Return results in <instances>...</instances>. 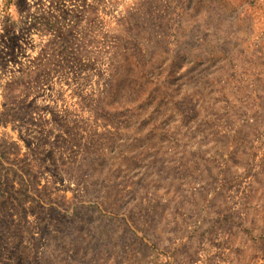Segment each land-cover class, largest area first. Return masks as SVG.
I'll return each mask as SVG.
<instances>
[{"label":"rangeland","instance_id":"obj_1","mask_svg":"<svg viewBox=\"0 0 264 264\" xmlns=\"http://www.w3.org/2000/svg\"><path fill=\"white\" fill-rule=\"evenodd\" d=\"M0 264H264V0H0Z\"/></svg>","mask_w":264,"mask_h":264}]
</instances>
